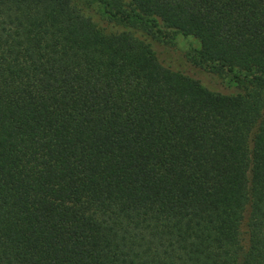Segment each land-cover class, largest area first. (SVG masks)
Listing matches in <instances>:
<instances>
[{"label": "trees", "instance_id": "1", "mask_svg": "<svg viewBox=\"0 0 264 264\" xmlns=\"http://www.w3.org/2000/svg\"><path fill=\"white\" fill-rule=\"evenodd\" d=\"M116 2L0 0V264H264V0Z\"/></svg>", "mask_w": 264, "mask_h": 264}, {"label": "rangeland", "instance_id": "2", "mask_svg": "<svg viewBox=\"0 0 264 264\" xmlns=\"http://www.w3.org/2000/svg\"><path fill=\"white\" fill-rule=\"evenodd\" d=\"M116 1V3H121V0ZM151 47L156 57L165 67L189 74L199 80L203 86L214 92L226 93L230 90V88L226 87L223 79L208 74L188 61L192 50L198 49V43L194 39H183L174 35L173 38L169 36L167 42H152Z\"/></svg>", "mask_w": 264, "mask_h": 264}]
</instances>
